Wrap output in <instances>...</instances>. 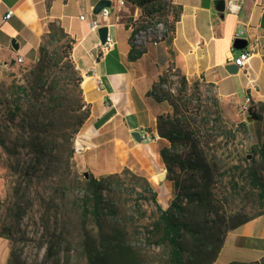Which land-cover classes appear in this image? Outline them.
I'll list each match as a JSON object with an SVG mask.
<instances>
[{
	"label": "crops",
	"instance_id": "0c3cea01",
	"mask_svg": "<svg viewBox=\"0 0 264 264\" xmlns=\"http://www.w3.org/2000/svg\"><path fill=\"white\" fill-rule=\"evenodd\" d=\"M111 1V12L103 17L95 13L99 0H0V78L19 64L20 55L25 63L38 60L48 24L58 22L76 40L72 58L83 76L84 99L90 105V116L78 134L74 156L78 169L100 178L129 168L154 184L159 201L158 188L166 185L170 199L160 202L168 207L174 189L161 150L170 141L161 136L158 121L172 107L156 100L151 91L173 65L189 81L213 84L220 97L237 106L247 97L264 102V0H225L224 9L219 8L221 0H174L182 6V15L172 43L151 44L136 59L130 57L133 28L129 22L141 10L127 1ZM10 10L13 14L6 18ZM95 18L100 20L98 28L91 25ZM104 25L109 26L112 40L106 45L99 32ZM238 30L251 43L258 41L257 51L245 65L230 71L228 66L236 64L240 53L234 48ZM145 132L152 135L150 142L142 140ZM7 173L0 164V199L7 195ZM11 253L10 239L0 234V264H8ZM221 256L227 259L220 262ZM263 256L261 214L228 231L214 264L252 263Z\"/></svg>",
	"mask_w": 264,
	"mask_h": 264
},
{
	"label": "trees",
	"instance_id": "16d2710c",
	"mask_svg": "<svg viewBox=\"0 0 264 264\" xmlns=\"http://www.w3.org/2000/svg\"><path fill=\"white\" fill-rule=\"evenodd\" d=\"M126 1L141 10L136 20L130 19L133 34L163 22L165 29L161 39L172 43L182 15L181 5L174 0ZM75 42L58 22H50L43 36L39 58L27 81H14L7 90L0 92L4 128L8 133L12 131L11 126L18 129L14 139L0 130V146L14 157L11 168L17 174V180L12 186V198L19 208L33 186L60 193L62 199H70L75 188L74 175L78 176V170L74 156L78 134L90 116V105L84 99L82 88L83 76L72 58ZM145 51L146 48H137L132 43L130 57L136 59ZM173 70L182 84L179 94L158 93L157 83L166 80ZM158 82L151 94L159 102L167 101L173 107V112L159 116L158 128L161 136L170 141V146L163 148L161 155L167 177L173 183L174 197L169 206L164 207L159 202L154 184L135 173L144 180L145 190L151 193V196L142 194L143 198L153 201L156 207L146 225L151 233L149 240L153 239L166 249L168 264H214L228 231L264 214V170L260 167L250 169L251 180L261 201L259 210L248 213L227 207L218 199L217 187L226 174L212 152L214 139L208 132L210 119L206 110L188 98L189 80L175 66L171 65ZM261 109H264V102L252 100L247 114L261 119ZM262 155L264 162V152ZM122 172L133 171L125 168ZM121 174L117 172L100 178L90 174L83 180L81 216L84 222L90 214L96 218L98 236L101 237L97 240L91 236L85 226L89 237L86 240L87 264H145L137 259L126 232L118 226L107 232L101 220L103 214L117 210L114 205L107 206V193L118 190ZM190 207L199 210L201 217H189ZM8 209L13 210V207ZM0 234L13 242V233L7 224H1ZM48 252L53 254L52 245ZM8 264H15V260L10 257ZM229 264H264V256L252 263L236 261Z\"/></svg>",
	"mask_w": 264,
	"mask_h": 264
},
{
	"label": "rangeland",
	"instance_id": "374dc122",
	"mask_svg": "<svg viewBox=\"0 0 264 264\" xmlns=\"http://www.w3.org/2000/svg\"><path fill=\"white\" fill-rule=\"evenodd\" d=\"M159 28L165 29L164 26ZM36 62L19 63L4 74L0 78V92L7 90L14 81L26 82ZM172 72L166 80L157 83L158 93L179 94L182 88L180 77L175 73L176 70ZM187 94L193 104L206 110L210 119L207 127L214 139L211 143L212 152L221 162L222 172L226 174L217 187L218 199L225 202L227 207L255 213L261 201L251 180L250 169L260 167L264 170V109H261V119L251 118L249 114L240 111L233 101L220 97L213 84L201 80L189 81ZM4 124L0 113V130L14 139L18 129L11 126L12 131L8 133ZM13 161L14 157L1 151L0 164L8 171V191L0 199V226L7 224L13 233L11 259L15 260V264H87L86 240L89 237L85 226L91 236L101 239L96 218L90 214L87 222H84L81 216L83 180L89 178L90 174L76 167L78 176L74 175L76 185L70 199H62L60 193L48 192L43 186H33L19 208L14 205L16 200L12 198V186L17 180V174L11 168ZM121 173L118 190L107 193V206L114 205L117 210L115 213L103 214L101 220L105 230L110 232L113 226L121 227L141 262L168 264L166 249L153 239L149 240L151 233L146 225L151 221L156 207L153 201L145 200L142 194L151 196V193L145 190L144 180L135 173ZM158 189L160 201L166 204L170 199L167 186ZM9 207H13V210ZM190 209L189 217H201L199 210L193 207ZM51 245L53 254L48 252ZM226 259V256L219 258L220 262Z\"/></svg>",
	"mask_w": 264,
	"mask_h": 264
},
{
	"label": "built area",
	"instance_id": "2783aa9c",
	"mask_svg": "<svg viewBox=\"0 0 264 264\" xmlns=\"http://www.w3.org/2000/svg\"><path fill=\"white\" fill-rule=\"evenodd\" d=\"M121 3H125L126 0H120ZM111 12V9L109 6H105L101 9L100 11V14L103 16V17H107L109 16ZM13 14V11L10 10L7 15H6V18L10 17L11 15ZM85 16H82V18H84ZM91 25L93 28H98L99 25H100V20L98 18H95L92 20L91 22ZM243 31L242 30H238L236 32V35H235V38H234V41L236 38H239V37H243ZM162 35L161 33H152L150 34V45L151 44H158L160 41H162ZM246 38V37H244ZM248 39V38H247ZM112 40H111V37L108 35V38H107V41L104 43L105 45L107 43H110ZM257 45H258V41H254L253 43H251V41L248 39V45L245 47V48H242V49H239L240 50V53L239 55L235 58V62L238 66H243L247 63V61L250 59V57L257 51ZM17 61L18 63H23L24 62V57L22 55H20L18 58H17ZM98 79V83H99V86L100 87H103V80L101 77H97ZM251 97H247L246 101L248 99H250ZM239 109L240 111L244 112V113H247L248 110H245V102L243 104H241L239 106ZM152 135L149 133V132H145L143 135H142V140H144L145 142H150L152 140Z\"/></svg>",
	"mask_w": 264,
	"mask_h": 264
},
{
	"label": "water",
	"instance_id": "95a60500",
	"mask_svg": "<svg viewBox=\"0 0 264 264\" xmlns=\"http://www.w3.org/2000/svg\"><path fill=\"white\" fill-rule=\"evenodd\" d=\"M112 5V1L111 0H99L98 4L95 7V13H99L101 11V9L105 6H111ZM226 5L225 0H221L219 3V8L220 9H224ZM99 32H100V36L102 39V42L105 43L107 41L108 38V34H109V26L108 25H104L101 26L99 28ZM248 45V39L244 38V37H239L236 38L234 41V48L236 49H242L245 48ZM228 69L230 71H236L238 69V65L237 64H230L228 66ZM136 137L139 138L140 134L137 132L135 133ZM166 176L165 173H163V177Z\"/></svg>",
	"mask_w": 264,
	"mask_h": 264
},
{
	"label": "bare ground",
	"instance_id": "6f19581e",
	"mask_svg": "<svg viewBox=\"0 0 264 264\" xmlns=\"http://www.w3.org/2000/svg\"><path fill=\"white\" fill-rule=\"evenodd\" d=\"M164 24L163 22H159L158 24H156V27L157 29H155V26L154 25H150L148 27H145V28H142L140 29L138 32H136L135 34H133V37H132V43L137 47V48H140V49H144V48H147L149 45H150V34L152 33H163V28H160L159 27H163ZM251 98L248 99L246 102H245V110H248L249 109V106L251 104Z\"/></svg>",
	"mask_w": 264,
	"mask_h": 264
}]
</instances>
